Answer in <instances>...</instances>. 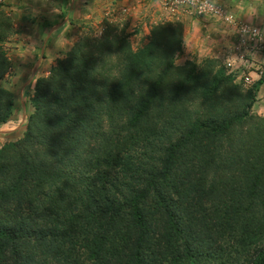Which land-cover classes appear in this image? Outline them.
Instances as JSON below:
<instances>
[{
  "label": "trees",
  "instance_id": "trees-1",
  "mask_svg": "<svg viewBox=\"0 0 264 264\" xmlns=\"http://www.w3.org/2000/svg\"><path fill=\"white\" fill-rule=\"evenodd\" d=\"M86 33L0 148V264H264V77L175 60L181 26ZM13 34L0 5V81ZM0 84V125L14 111Z\"/></svg>",
  "mask_w": 264,
  "mask_h": 264
},
{
  "label": "rangeland",
  "instance_id": "rangeland-1",
  "mask_svg": "<svg viewBox=\"0 0 264 264\" xmlns=\"http://www.w3.org/2000/svg\"><path fill=\"white\" fill-rule=\"evenodd\" d=\"M89 3L91 0H0L13 25V34L4 44L10 69L0 84L13 93L15 103L10 120L0 125V148L18 140L24 132L27 117L32 111L29 98L34 79L48 75L55 61L63 58L82 35L100 36L108 25L115 27L116 31L125 29L128 40L137 48L149 41L153 26L164 22L179 24L182 49L175 60L177 65L192 62L201 66L204 61L214 59L218 62L217 68L222 66L227 74L233 75L236 83L247 88L264 77V44L249 45L239 40L237 35L234 43H228L229 46H223V50L217 52L214 43L199 40L201 30L198 25L185 32V19L189 16L204 19L207 23L221 21L228 24L223 18L199 14L190 1L96 0L87 6ZM220 6L223 12H227L224 6ZM57 9L65 10V13L48 20V15ZM66 12L71 14V18ZM43 21L46 22L41 26ZM242 26L237 29L239 34ZM255 59H259L256 65ZM251 113L264 115V86L260 85L256 93Z\"/></svg>",
  "mask_w": 264,
  "mask_h": 264
},
{
  "label": "crops",
  "instance_id": "crops-1",
  "mask_svg": "<svg viewBox=\"0 0 264 264\" xmlns=\"http://www.w3.org/2000/svg\"><path fill=\"white\" fill-rule=\"evenodd\" d=\"M94 1L96 0H91V3L87 4V6H90ZM215 2L227 9L226 13L233 17V22L235 23L224 24L221 21L207 23V21H205L204 19L201 20L189 16L188 19H185V22L187 23V26L184 27V30H187L185 32H189L191 28L198 25L199 30H201L199 40L205 43H214V47H216L217 52L223 50V46H229L228 43H234L236 41V37L239 34V30L237 29L242 24L243 26L255 27L260 33H264V0H215ZM250 8H255V15L249 14ZM64 11L65 10H58L56 12H53V14L48 15V20H54L55 16H61V14L65 13ZM66 14H68V18H71V14L73 15V8L71 14L67 12ZM50 17H52V19H50ZM64 19L68 20L67 17H65ZM44 22L46 21H43L41 23V26ZM150 23L151 22L147 23V25ZM53 26L54 25H52L51 27ZM257 60L255 59V65L259 63V61ZM263 84H261V87L264 86ZM259 96L260 92L258 94V98Z\"/></svg>",
  "mask_w": 264,
  "mask_h": 264
},
{
  "label": "built area",
  "instance_id": "built-area-1",
  "mask_svg": "<svg viewBox=\"0 0 264 264\" xmlns=\"http://www.w3.org/2000/svg\"><path fill=\"white\" fill-rule=\"evenodd\" d=\"M190 0H184V2H187ZM229 14L222 11V8L218 3H216V11L214 13H211L212 17L215 18H223L227 23H235L232 21H228L226 17ZM241 34H238L239 40H241L243 43H260L264 44V36L261 35V33L255 28V27H248V26H242L241 27ZM263 42V43H262Z\"/></svg>",
  "mask_w": 264,
  "mask_h": 264
},
{
  "label": "clouds",
  "instance_id": "clouds-1",
  "mask_svg": "<svg viewBox=\"0 0 264 264\" xmlns=\"http://www.w3.org/2000/svg\"><path fill=\"white\" fill-rule=\"evenodd\" d=\"M178 3H183L184 0H177ZM192 6L196 9V11L201 15H207L214 13L216 11V3L215 0H190ZM250 15H255V8L249 9ZM228 21H232L233 17L228 15L226 17Z\"/></svg>",
  "mask_w": 264,
  "mask_h": 264
}]
</instances>
